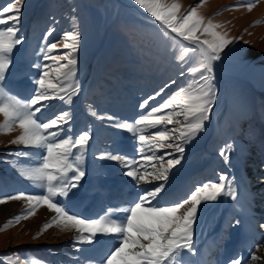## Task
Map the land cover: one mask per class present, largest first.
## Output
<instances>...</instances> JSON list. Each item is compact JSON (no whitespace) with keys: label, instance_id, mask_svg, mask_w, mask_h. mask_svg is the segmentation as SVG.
<instances>
[{"label":"snow or ice","instance_id":"6c2138e0","mask_svg":"<svg viewBox=\"0 0 264 264\" xmlns=\"http://www.w3.org/2000/svg\"><path fill=\"white\" fill-rule=\"evenodd\" d=\"M153 23L177 65V78H169L158 90L138 103L139 112L132 118L98 112L88 105L89 114L103 126L129 134L132 151L121 150L114 140L107 150L94 153V159L118 165L120 187L131 184L134 198H122L115 205L102 204L92 215H82L78 205L89 189L102 193L109 189L108 165L96 166V180L88 188L81 183L87 169L85 161L93 140L91 127L74 129L72 105L81 93L78 79V52L82 34L76 18L73 27L59 39L49 41L56 29L49 27L42 36L41 61L31 62L36 71L31 74L33 87L25 96L13 92L5 80L13 66L14 52L24 44L18 35L22 10L26 0H8L0 6V134H19L10 141L22 146L15 157L26 159L31 166L13 162L12 168L38 192L0 194V205L20 201L24 209L11 217L3 232L21 221L34 217L41 208L51 213L33 237L39 239L55 227L59 233H72L73 246L83 255L75 264H203L198 256L195 227L203 205L227 198L242 215H247L243 203L246 185L230 174L231 154L236 151L229 142L219 149V155L229 171L216 173V179L197 181L183 195L170 194L173 169L182 164L186 147L207 131L219 97L218 72L228 70V62L236 53L235 45L242 37H233L229 22H216L200 9L206 0L183 8L179 0H133ZM260 0H239L223 11L246 9L251 12ZM76 11L75 8L72 10ZM217 13V15L221 14ZM264 23L257 21L256 24ZM175 85V88H173ZM169 89L171 91L169 92ZM60 101L67 107L49 115L51 102ZM23 149H30L24 151ZM264 167V166H262ZM178 171V169H177ZM264 183V177L258 178ZM151 185V187H141ZM254 217L249 216L251 221ZM244 226L242 219L229 223L231 228ZM264 229V223L258 224ZM100 237V239H98ZM104 237H111L104 240ZM84 245L91 247L85 248ZM251 249V245H249ZM50 252L54 251L52 249ZM264 244L242 254L229 257L226 264H264ZM87 254V255H85ZM196 257V260L192 258ZM0 264H47L46 260L24 258L18 252L0 255ZM216 264H220L217 260Z\"/></svg>","mask_w":264,"mask_h":264},{"label":"rangeland","instance_id":"374dc122","mask_svg":"<svg viewBox=\"0 0 264 264\" xmlns=\"http://www.w3.org/2000/svg\"><path fill=\"white\" fill-rule=\"evenodd\" d=\"M179 2L183 8H188L198 4L199 0ZM238 2L206 0L200 9L203 15L214 17L216 22H229L230 35L242 39L229 46L237 51L228 62V70L217 73L219 97L214 115L206 125L207 131L186 147L184 160L173 169L174 176L170 178L167 191L180 196L195 182L214 180L217 172L229 171L219 155V149L229 142L233 143L236 151L230 157V174L244 183L247 181L243 203L246 208L249 206V216L254 213L258 219L256 230L262 235L260 239H255L258 246L264 244V229L258 226L264 223V183L258 179L264 177V23L257 25L256 22L264 21V0H260L251 12L240 8L221 13L222 9ZM22 13L18 35L23 36L25 42L18 46L20 52H14L13 66L5 80V84L20 96L27 95L33 87L30 76L36 70L30 67V63L42 59L35 53H39L44 32L49 27L56 29L49 37L52 41L72 29L73 17L79 24L82 42L77 54V75L81 93L74 98L71 107L74 129L81 131L91 127L93 132L85 161L87 174L81 183L88 188L96 180V166L106 164L109 167L105 178L111 185L102 193L91 189L84 193L86 198L78 205V210L82 215H92L100 210L102 204L110 203L115 196L114 187L121 188V179H128L121 177L123 169L118 165L95 160L94 153L107 150L114 140L119 141L121 150L130 153L128 147L132 143L126 132L114 136L116 130L105 128L106 121H97L92 117L88 105H93L98 112L132 118L140 111L138 103L143 98L158 90L169 78L176 77L177 65L170 49L160 38L154 18L135 5L133 0H26ZM64 107L67 106L62 102L52 101L51 110L45 111L51 115ZM18 134V130L7 135L0 134V194L40 191L20 177L11 166L13 162L24 167L31 166L26 159L18 160L15 155H10L22 148L10 144ZM186 177L189 178L188 183L181 187L180 182ZM122 188L124 192L120 195L128 198L126 192L132 188L131 184ZM250 191L255 193V198L251 197ZM202 207L204 211L200 213L195 227L198 254L209 249L208 264H216L218 254L235 229L229 227V223L237 218L245 219V225L239 228L243 234L248 215H242L230 199L223 197ZM23 209L20 201L0 205V227ZM50 217L51 213L41 208L34 217L0 232V255L18 252L24 258L46 260L47 264H75L77 256L83 260V255L73 246L72 233H59L53 227L39 239H33ZM103 239L110 240L111 237ZM50 249L54 251L50 252Z\"/></svg>","mask_w":264,"mask_h":264},{"label":"bare ground","instance_id":"6f19581e","mask_svg":"<svg viewBox=\"0 0 264 264\" xmlns=\"http://www.w3.org/2000/svg\"><path fill=\"white\" fill-rule=\"evenodd\" d=\"M245 152H248V151H245ZM187 179H189V178L186 177V178L181 180V182H180L181 187H182V185L185 186L188 183ZM246 183H247V181L245 182V184ZM249 190H250V188H249ZM249 193L251 194L252 198L256 197L255 193H252L251 191ZM253 194H254V196H253ZM110 202H113V199ZM251 203H252V200L249 202V204H251ZM248 208H249V206L247 205V210H248ZM249 213L250 212L247 211L248 217H249ZM253 214L254 213L250 214L251 217H254V219H252L251 221H249L248 218H246L247 224H246L245 230L243 229L244 230L243 234L242 233L239 234V231H240L239 228H235L234 231L232 232L231 238H229V241L225 242V245L222 247L220 254H218L219 257H217V260L220 261V264H226V261L229 257H231L234 254H237L239 252H241V254L245 258H247L250 250H254L256 248L257 244L255 242V239L261 237L262 235L260 233H258L256 230V223H257L258 219H256L257 218L256 215H253ZM219 240L220 239H218V243H219ZM249 245H251V249L249 248ZM207 251H210V250L209 249L208 250H202L198 254V256H199L200 260L203 262V264H208V259H207L208 258V252ZM261 254H264V251H262ZM196 259H197L196 257H193V260H196Z\"/></svg>","mask_w":264,"mask_h":264},{"label":"trees","instance_id":"16d2710c","mask_svg":"<svg viewBox=\"0 0 264 264\" xmlns=\"http://www.w3.org/2000/svg\"><path fill=\"white\" fill-rule=\"evenodd\" d=\"M7 2H8V0H0V6L5 5ZM160 47H161V45H160ZM175 78L179 79L177 75Z\"/></svg>","mask_w":264,"mask_h":264}]
</instances>
